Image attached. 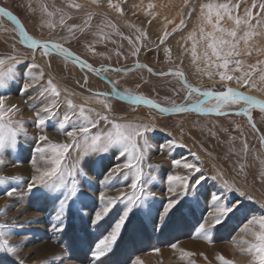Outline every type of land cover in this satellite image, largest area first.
Segmentation results:
<instances>
[{
	"label": "snow or ice",
	"instance_id": "1",
	"mask_svg": "<svg viewBox=\"0 0 264 264\" xmlns=\"http://www.w3.org/2000/svg\"><path fill=\"white\" fill-rule=\"evenodd\" d=\"M91 3L97 7L101 6L100 0H91ZM242 4L244 8L241 14ZM68 7L80 10L83 5L73 0ZM108 7L120 15L124 14L121 5L113 3V0H108ZM184 7L189 11L185 13L181 9L182 18L179 24L172 29V33L167 30L163 32L159 38L160 44H165L170 35L187 27L184 16L187 15L190 18L196 9L190 6V0H184ZM148 8L154 9L155 5L149 4ZM33 11L36 10L33 9ZM39 11L42 28L55 30L57 27L55 18L58 15V24L66 34L60 36L59 40L36 38L29 34L16 15L7 8L0 7V17H6L12 22L14 25L12 31L18 35V40L14 35L10 50L0 54V169L8 166L16 167L22 162L19 159L10 165L6 162V156L15 154L20 144V137L28 138V129L24 119L16 118L20 112L19 106L9 104L4 91L11 85L23 81L18 90L23 94L31 92L29 99L34 112L32 120L34 126L43 133L48 121L56 118L54 130L65 137L63 142H54L47 134H40L36 138L33 152L26 158L33 170L30 180L27 181L26 193L33 200L45 199L53 202L55 220L52 225L53 230L64 233L69 227L66 222L71 210L80 214L83 219V209L91 206L92 215L88 216L84 228L87 230L91 227L96 231H103L94 245H89L90 264H106L104 258L113 252L118 240L121 239L125 225L129 222L134 209H143V215L151 217L152 209L155 207L157 216L151 217V222L154 230L158 222L162 230L167 227L165 221L171 219L170 213L177 208V205H181L182 201L191 203L185 200L189 191L196 189L197 186L203 187V184L211 179L218 182L219 187L217 192L210 196L213 205L209 216H202L193 225L195 238H202L213 243L214 231L223 228L226 222L238 213H243L244 221L238 229L240 235L234 236L231 242L238 248L240 254L248 258L247 264H264V214L249 215L244 205L245 200L251 201L253 197L237 187L235 182L227 179L220 170L207 176L201 166L203 162L194 152L191 153L193 161L175 157L171 159L172 167L183 168L186 175L167 174L165 176L158 171L157 166L147 164L153 150L155 149L158 153H171L186 145L169 138L162 143L154 135L157 132V125L153 122L155 116L152 117V121L111 117L110 113L113 109L109 103L110 99L118 97L135 106H147L160 114L194 112L198 115H243L247 117L249 124L255 130L256 124L252 119V110L259 109L264 113V99L247 95L246 92L230 85L235 83L240 88L259 91L261 89L257 87V83L264 84V59L258 58L255 63L247 65L240 59L242 56L251 57L254 52L257 56L264 55V48L254 43L257 38L264 36V0H251L250 5L247 0H207L200 4L197 26L183 37L181 57L184 54H190L196 71L206 75L209 80L218 77L220 87L195 86L189 83L185 72L179 67L168 72L153 73L161 77L173 76L182 83L186 91L184 102L178 104L173 101L171 106H162L153 99L134 94L129 90L121 92L116 88V82L107 80V77L104 78L112 86L111 93L96 92L85 97V103H75L72 97L76 93L61 87L50 72H45L44 68L36 62L37 52L44 57L51 58L53 55L61 57L64 61H70L80 69L95 73L97 76L107 71L120 70L95 68L64 46L76 36L77 32L85 33L90 30L97 13L87 11L86 18L81 24L68 25L66 21L72 17L62 8L49 10L48 5L41 2ZM148 14L153 13L150 11ZM173 23V20H167V24ZM228 23L231 27L225 26ZM105 28L112 29L113 32H106ZM3 30L8 31L7 28ZM136 31L139 35L136 36L135 41L131 37H123L117 25L105 17L96 26L93 34L98 36V43L111 40L113 35L121 36L132 45L133 55H138L142 41L147 39V33L138 28ZM189 42H191L190 48L187 46ZM17 44L22 45L27 51L21 52ZM199 48H203L202 53L198 51ZM88 50L96 54L93 45L89 44ZM164 51L168 59H171V49L165 47ZM29 52L30 60L27 59ZM117 55L120 53L118 52ZM182 63L183 59H181ZM201 63L203 67L200 66ZM51 66V59H49L47 67L51 68ZM136 67L145 68L146 66L137 64ZM148 71L151 73L152 69L149 68ZM86 83L87 77H85ZM194 95L199 98L193 100ZM188 101L192 102L188 103ZM92 102L102 105L104 111H97L89 106ZM233 106L242 107H239L237 111H230L229 109ZM62 107H65V111L60 116ZM169 136H171L170 133ZM261 143L264 144V136H261ZM242 150L246 155L248 151L246 141ZM73 152L76 153L75 157L72 156ZM114 159L117 162L112 163ZM97 164H100L102 169L99 172L96 170ZM145 166L151 171L146 173ZM89 172L96 175L98 180L103 176L100 183L104 190H100L93 184L88 178ZM160 176H165L167 191L170 194L162 206L156 199L155 193L149 190ZM260 176L264 180V171L260 172ZM11 181H22V177L0 175V184ZM81 181L93 191L94 195L83 190ZM120 183L124 184L123 189L118 187ZM113 190L117 194L109 195L108 192ZM18 192V187L9 183V187L0 195L11 198L17 196ZM225 192L238 193L243 199H232L225 203L223 202ZM118 204H122L123 208H117ZM260 206L264 208V203ZM114 209H116L117 218L114 223H107L106 218ZM0 215H6V211L0 209ZM13 227L15 225L11 222L0 223V252L6 256L16 257V264H25L24 260L19 259L17 246L10 243ZM169 246L178 254L177 258L181 264H195V261L190 258L196 253L180 248L178 243H171ZM153 251L159 253L160 249L154 248ZM204 258L207 259L206 256ZM217 259L220 264H235V261L226 259L222 255H218ZM129 261L130 264H143L139 257H130ZM0 264H3V261H0Z\"/></svg>",
	"mask_w": 264,
	"mask_h": 264
},
{
	"label": "rangeland",
	"instance_id": "2",
	"mask_svg": "<svg viewBox=\"0 0 264 264\" xmlns=\"http://www.w3.org/2000/svg\"><path fill=\"white\" fill-rule=\"evenodd\" d=\"M204 1L190 0V6L196 9L192 16L199 14V6ZM41 2L46 3L49 10L62 8L64 12L68 13L72 17V19L66 21L68 25L81 24L86 18L87 11L97 13L90 30L85 33L77 32L75 37L64 44L65 47H68L94 67L127 68L136 62H141L156 73L175 70L179 67L185 72L189 83L195 86L220 87L218 77L209 80L206 75L196 71V67L191 62L190 54H184L181 57L182 45L184 44L183 37L187 36L188 32L193 29L191 25L192 16L190 18L187 15L184 16L187 23L184 30L170 35L165 44L159 43V38L165 30L172 33V29L179 24L182 18L180 15L181 9L185 13L189 11L184 5L179 6V9L176 8L174 23L167 25L166 28L165 25L155 27L153 21H151L152 19L146 15L150 11L153 13L154 9H149L147 6L143 14L141 11L144 9L137 5L133 6L132 0H113V3H119L123 8V15L109 8L108 0H100V7L93 5L91 0H75L76 3L83 5L80 10L68 7L73 0H0V6L7 8L16 15L30 35L40 39L59 40L60 36L65 35L66 32L58 24V15L55 18L57 22L55 30L40 26L41 13L39 6ZM247 3L250 5L251 0H247ZM243 8L244 5L242 4L241 14ZM33 9L36 11H33ZM105 17L117 25V29L123 34V37H131L135 41L136 36L139 35L136 31L137 28L147 33V39L142 41V47L138 55H133L132 45L121 36L113 35L111 40L103 43L97 42L99 38L93 33L96 31V26ZM149 21L151 22L149 23ZM133 25L135 27H132ZM225 26L231 27V24L228 23ZM4 28H7L8 31L5 32ZM13 28L14 26L11 23L0 18V54L10 50L14 35L18 40V35L12 31ZM105 31L113 32L109 28H105ZM254 43L264 48V36L257 38ZM89 44L95 47L96 54L88 50ZM190 44L191 42L188 43V45ZM17 47L20 48L21 52L27 51L20 44H17ZM165 47L171 49V59H168L164 51ZM241 48H243L242 44ZM198 51L202 53L203 48H199ZM118 52L120 55H117ZM258 58L264 59V55L257 56L254 52L251 57H240L246 65L255 63ZM27 59H31L30 52ZM49 59H51V68L47 67ZM181 59H183L182 64ZM36 62L44 68L46 73L50 72L61 87L76 93L72 99L77 104L85 103L84 98L90 96L93 92L110 91L107 84L90 75H88V81L85 84L83 74L74 65L64 61L61 57L55 55L51 58L44 57L37 52ZM200 66L203 67V63ZM104 74L110 81L116 82V88L121 92L129 90L134 94L144 95L162 106H171L173 101L178 104L184 102L186 91L183 89L181 82L173 76L159 78L143 70L128 74H116L107 71ZM236 75H239V73H236ZM22 83L23 81L13 84L4 91L8 103L19 106L20 112L16 118L25 120L28 138L20 137V144L15 154L6 156V162L9 165L14 163L16 159L22 162L16 167L8 166L0 169V175L22 177V181L0 184V193L9 187V183L19 189L17 196L11 198L0 195V209L6 211V215H0V223L11 222L15 225L11 229L10 243L17 246L19 259L24 260L25 264H90L89 245H94V242L98 240L103 231H96L91 227L87 230L84 228L88 216L92 215L91 206L83 209V219L80 214L71 210L70 217L66 222L69 227L65 229L64 233H59L52 228L53 223H55L53 202L45 199L33 200L26 193L27 181L30 180L33 172L26 158L30 156L36 146V138L40 134H47L54 142H63L65 137L54 130L57 123L56 118L48 121L43 133L34 126L32 123L34 112L31 109L32 102L29 99L31 92L28 94L21 93L18 89ZM230 86L238 88L240 91L264 97V84L259 82L257 83V87L261 89L259 91L240 88L235 83H231ZM198 98V96H193V100ZM191 102L188 101V103ZM109 103H111L113 109L110 113L111 117L152 121V117L155 116L153 122L157 125V132L154 135L162 143L166 138H169L186 145V147L177 148L171 153H158L154 149L147 164L157 166L158 171L164 173L165 176L167 174L186 175L187 173L183 168L172 167L171 159L175 157L193 161L194 158L191 153L194 152L203 162L201 166L207 176H211L217 170H220L227 179L235 182L237 187L253 197L251 201H244L245 209L249 215L264 214V208L260 206L261 203H264V180L260 176V172L264 171V164H262V161H264V144L260 140V137L264 136V113L260 112L259 109L252 110V119L256 124L260 137L243 115L233 114L217 117L187 113L177 116H164L144 107L128 106L115 99H110ZM89 106L97 111H104L102 105L98 103L92 102ZM239 107L242 106H233L229 110H238ZM64 111L65 107H62L60 116L64 114ZM169 133L171 136H169ZM245 141L248 145L246 155L242 150ZM75 155L76 153L73 152L72 156L75 157ZM92 159L96 158L92 157ZM115 162H117L116 159L112 161V163ZM96 170L98 172L102 170L100 164L96 165ZM149 171L151 169L145 166V172L148 173ZM165 176H160L158 181L149 189L155 193L160 206L170 196L167 191ZM88 178L96 187L104 190L100 183L103 176L99 177L98 180L96 175L89 172ZM81 184L84 191L94 195L93 191L86 184H83V181H81ZM118 187L123 189L124 184L120 183ZM218 187V182L208 179L203 187L197 186L196 189H191L185 198L186 201L191 203L182 201L181 205H177V208L170 213L171 219L165 221L167 227L162 230H160L159 222L155 230L151 222V217L157 216L155 207L152 209L151 217L143 215V209H134V213L129 217V222L125 225L121 239L118 240L113 252L104 258L106 264H130V257H139L143 264H170V259H173L175 264H181V261L177 258L178 254L169 246L171 243H178L180 248L196 253L190 258L195 261V264H220L217 259L218 255L239 264L234 253L230 251V247L233 246L236 252L240 254L231 240L234 236L240 235L238 229L244 221L243 213H238L229 219L223 228L214 231L213 243L194 236L193 225L202 216H209L213 205L210 196L212 193L217 192ZM108 194L116 195L117 193L113 190L109 191ZM193 197H196V199H193ZM223 197L225 203L232 199H243L239 197L238 193L225 192ZM94 198L96 197L94 196ZM98 206L99 201L97 198V210ZM117 208H123V205L118 204ZM116 218V209H114L106 218V222L114 223ZM246 238L250 239V237ZM154 248H159L160 252L155 253ZM205 256L207 259L204 258ZM246 259L248 258L246 257ZM0 261H3V264H16V257L6 256V254L0 252ZM245 264H247V261Z\"/></svg>",
	"mask_w": 264,
	"mask_h": 264
},
{
	"label": "bare ground",
	"instance_id": "3",
	"mask_svg": "<svg viewBox=\"0 0 264 264\" xmlns=\"http://www.w3.org/2000/svg\"><path fill=\"white\" fill-rule=\"evenodd\" d=\"M132 1H133L132 2L133 6L137 5V6H140L142 9H144V10L141 9L142 10L141 13H143V14L146 11L145 8H147V6L149 4L155 5L154 12L152 15H149L148 13H146V15H148L152 19L151 21H153V25L155 27H159L161 25H169V24H167V20H175V18H176V16H175L176 8L179 9V6L184 5L183 0H132ZM205 2H207V0H205L204 3ZM197 16H198V14L191 17V25L193 28L197 26ZM190 45H188L189 48H190ZM246 94L256 96L260 99H264V97H260V96L250 94L247 92H246ZM202 248H203V246H202ZM230 251L234 253L235 258H236L237 262H239V264H245L246 261L248 260V259H246V257L244 255L238 254L236 252V249L233 246L230 247ZM169 262H170V264H175V261L173 259H170Z\"/></svg>",
	"mask_w": 264,
	"mask_h": 264
},
{
	"label": "water",
	"instance_id": "4",
	"mask_svg": "<svg viewBox=\"0 0 264 264\" xmlns=\"http://www.w3.org/2000/svg\"><path fill=\"white\" fill-rule=\"evenodd\" d=\"M0 7H2V6H0ZM0 18H3V19H5L6 21H8L9 23H11L12 24V22H10L6 17H0ZM13 25V24H12ZM14 26V25H13ZM83 59V58H82ZM67 62H69V63H71L70 61H67ZM89 63V62H88ZM72 64V63H71ZM90 64V63H89ZM137 64H142V65H145V64H143V63H141V62H136V63H134L133 65H131V66H129V67H127V68H115V67H111V66H103V68H110V69H119L120 71H111V72H114V73H116V74H128V73H131V72H134V71H137V70H143V71H145V72H147L148 74H150V75H152V76H155V77H159V78H164V77H168V76H164V77H161V76H158V75H154L153 73H156V72H154L153 70H152V72L150 73L149 71H148V69L150 68V67H148L147 65H145L146 67L145 68H139V67H136V65ZM72 65H74V64H72ZM82 74H83V76H84V79H85V77H87V81H88V75H90V76H92L93 78H95V79H100L101 81H103L105 84H107L108 86H109V88H110V91L109 92H103V91H99V92H101V93H111L112 92V86L105 80V78L104 77H106L105 76V72L104 73H102L101 75H99V76H97L95 73H92V72H88V71H86V70H82V69H80L77 65H74ZM94 67V66H93ZM95 68H102V67H95ZM131 69V70H130ZM151 69V68H150ZM169 71H171V70H169ZM166 72H168V71H166ZM107 80H109L108 78H107ZM85 81V80H84ZM182 84V83H181ZM118 89V88H117ZM119 90V89H118ZM120 91V90H119ZM93 93H96V92H93ZM112 99H115V100H117V101H119V102H121V103H123V104H126V105H128V106H132V107H144V108H147V109H149L147 106H135V105H132L130 102H128V101H126V100H121L120 98H118V97H114V98H112ZM149 110H151V109H149ZM152 111H155V110H152ZM230 111H237V110H230ZM155 112H157V111H155ZM158 113V112H157ZM160 114V113H159ZM181 114H187V113H180V114H172V115H169V114H161V115H164V116H177V115H181ZM192 114H196V113H194V112H192ZM196 115H198V114H196ZM199 116H217V115H215V114H213V115H199ZM217 117H223V116H217Z\"/></svg>",
	"mask_w": 264,
	"mask_h": 264
},
{
	"label": "flooded vegetation",
	"instance_id": "5",
	"mask_svg": "<svg viewBox=\"0 0 264 264\" xmlns=\"http://www.w3.org/2000/svg\"><path fill=\"white\" fill-rule=\"evenodd\" d=\"M246 119H247V117L246 116H244ZM255 132H257V129H255ZM257 134H258V132H257ZM258 136L260 137V135L258 134ZM260 140H261V137H260Z\"/></svg>",
	"mask_w": 264,
	"mask_h": 264
}]
</instances>
